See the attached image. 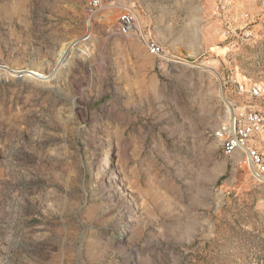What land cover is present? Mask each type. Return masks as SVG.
I'll return each mask as SVG.
<instances>
[{
  "label": "rangeland",
  "instance_id": "1",
  "mask_svg": "<svg viewBox=\"0 0 264 264\" xmlns=\"http://www.w3.org/2000/svg\"><path fill=\"white\" fill-rule=\"evenodd\" d=\"M243 81L264 0H0V264H264V182L215 135Z\"/></svg>",
  "mask_w": 264,
  "mask_h": 264
},
{
  "label": "built area",
  "instance_id": "2",
  "mask_svg": "<svg viewBox=\"0 0 264 264\" xmlns=\"http://www.w3.org/2000/svg\"><path fill=\"white\" fill-rule=\"evenodd\" d=\"M111 3L117 0H109ZM104 0H87L91 13L103 8ZM118 30L123 35L141 33L136 28L133 12L124 9L118 18ZM148 52L157 57H169L154 39L142 36ZM240 101L227 102V119L215 132L226 156L239 154L241 162L255 183L264 182V83L243 81L236 85Z\"/></svg>",
  "mask_w": 264,
  "mask_h": 264
}]
</instances>
